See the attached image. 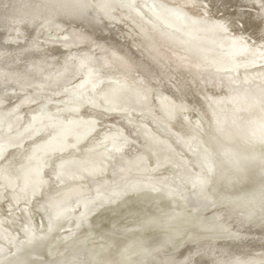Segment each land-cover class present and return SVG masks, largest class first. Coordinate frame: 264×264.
<instances>
[{"label": "bare ground", "instance_id": "bare-ground-1", "mask_svg": "<svg viewBox=\"0 0 264 264\" xmlns=\"http://www.w3.org/2000/svg\"><path fill=\"white\" fill-rule=\"evenodd\" d=\"M158 1L172 2L187 8L199 16L201 22L206 23L205 27H193L191 30L195 39L199 40L197 48L189 44H179L172 39L168 41L165 39L166 35L162 36L163 34L157 32L149 33L150 40L155 39L146 47L140 41L133 39L131 34L138 33L134 29L131 30V36L129 35L131 41L127 40L122 33V25L128 27L131 25V28L134 25L124 24L118 17L111 20L95 13L91 0H0V130L9 132L17 126L13 127V124L19 116L20 107L40 100L51 101L61 94L67 97L76 94L79 106L85 99V104L90 103L92 107L99 109L100 104L104 103L106 110L110 109L114 114L125 115L128 111L123 101L130 97L133 102L139 103L142 100L140 96L142 92L150 114L168 128L169 135L177 144L195 155L201 170H203L202 160L198 158L194 145H191V139H196L195 127L191 126L187 118L182 115V112L189 110V107L198 111L199 116L204 119L209 128V133H206L208 139L217 143V148L224 158L229 157L232 152L239 149L238 147H249L259 141L264 135L262 129L264 112L259 102V99L264 98V90H253L256 92L255 100L251 99L249 102L248 99L238 98V95V99H234L231 93L225 95L221 93L218 101L212 100L216 97L213 93L219 91V86L216 85L217 82L205 79L202 73H205L207 67L199 61L200 57L199 60L192 59V55L197 54L198 51L206 53L208 44L205 42L206 38L210 39V37L218 38L219 41L225 38L234 42L246 39L253 41L254 45L248 46L246 52L239 50L241 54L239 57H244L245 60L264 54V7H262L264 0ZM105 3L112 6V1ZM126 4L130 9L131 7L128 6L130 4ZM243 9L250 10L242 12ZM219 13L222 15L218 16ZM156 14L157 17L164 19L176 18L175 25L179 26L180 31L185 32L184 26L180 25L182 19L177 13H174L172 18H168L162 12ZM238 25L242 29H239ZM65 26L77 28L81 37L80 44L60 46L55 42L37 38L40 29L55 33ZM149 48L153 53L163 56L161 51L165 49L170 53L176 66L166 65L160 57H154L153 53H149ZM95 55L105 60L104 67L103 64L99 65L100 63L96 62ZM226 55L228 57L232 55L227 59H234L233 53ZM237 67L245 69L248 65L242 64ZM84 69L87 70L85 78L81 77L84 79L79 84L68 88L71 82L79 78ZM136 74L141 79L139 84L135 82ZM214 77H219V81H222L220 76ZM254 80L263 81L261 76H257ZM244 81L248 83V79ZM104 83L111 84L110 87L108 86L110 89L107 92L109 96L107 100L95 94ZM89 90L94 92L93 96ZM84 91L88 92L84 93ZM154 94H168L166 101L161 100L162 98L157 99L158 105L163 104L162 107L155 102ZM226 95H230L240 104L225 105L222 98ZM68 101L72 102L70 103L72 107L68 108L69 119L47 112L44 117L35 118L30 133L27 132L29 135L26 133L0 137V157L7 149L21 145L24 140L40 132H43L47 140L41 141V146L36 147V151L21 167L20 184L17 185L19 191L16 189L17 180H4L6 187L12 190L10 196L14 205L21 207L22 213L28 216L27 207L31 204L32 198L42 195L43 186L51 182L46 179L44 172L56 158H58L55 163L57 167H54L53 172L59 187L55 195L48 198L49 210L44 206L39 208L44 211L49 228H52L54 213L57 215L64 208L71 210L76 206L84 208L89 197L99 195L100 192L109 193L114 188L122 189L130 185L133 179L143 183L151 182L157 186L150 173L164 164L176 169L178 179L189 180L190 174L184 172L188 164L187 158L178 154L169 141L158 139L148 131L149 129L145 131L143 123L138 127L144 129L151 143L150 148L156 162L153 169H150L148 162H144L145 158L141 157L134 161L127 155L124 156L128 140L118 127L111 129L104 139L96 138L92 141L91 135L99 128V124L93 117L71 116L72 113L77 114L79 106L75 107L77 102H74L73 98H68ZM221 106H225L223 110L220 109ZM104 140L107 144L102 142ZM86 142L87 144L84 145ZM202 148L204 154L208 153L206 146ZM61 156L63 158L59 159ZM205 157L207 158L208 155ZM228 162L234 163L235 160ZM122 164L125 166L119 167ZM110 177L115 178L114 184L111 183ZM158 181L164 183L166 177H160ZM246 201L253 205L252 208L255 210L253 217L242 218L234 209V201L231 204L217 206L212 209L206 222L204 213L191 220L188 235L180 243L176 245L173 239L169 238L141 258L138 264H264V192L250 196ZM210 206L212 205H202L205 210ZM176 218H178L177 213H171L160 219L159 223L169 226L177 221ZM27 220H30L29 217L25 220V225L22 224V233L31 240L34 234L29 224L31 222L28 223ZM183 220L189 222L187 219ZM207 223L214 226L213 232L208 231L210 233L208 235L205 232ZM4 224L5 220L0 218V238L5 243H13L16 237ZM3 249L0 244V253H4ZM88 257L87 252L73 253L71 258L63 261L62 264H88Z\"/></svg>", "mask_w": 264, "mask_h": 264}, {"label": "rangeland", "instance_id": "rangeland-1", "mask_svg": "<svg viewBox=\"0 0 264 264\" xmlns=\"http://www.w3.org/2000/svg\"><path fill=\"white\" fill-rule=\"evenodd\" d=\"M106 1L109 3L112 1V6L106 5ZM126 3L130 4L128 5L131 7L130 9L126 7ZM91 5L95 13L103 17L111 18V20L118 17L123 20L124 24L134 25L133 28H131V25L130 27L122 25V33L127 40L131 41L130 36L132 35L135 41H140L146 47L152 44L153 39H155L151 37L153 39L150 40L149 33L154 34L157 32L161 35L163 34L162 36L166 35L165 39L168 41L172 39L179 44H189V46L197 48L199 40L195 39L191 30L193 27L201 28L206 25V23L204 24L203 21L201 22L198 19L199 16H196L187 8L172 2L165 3L158 0H91ZM247 10L250 9H243L242 12ZM157 12L166 14L168 18H172L173 14L177 13L180 16L179 18L182 19L180 25L184 26L185 32L180 31L178 29L179 26L175 25V22H177L176 18L175 20H169L157 17ZM169 13L172 15H169ZM221 15L219 13L218 16ZM133 29L138 33L131 34V30L134 31ZM239 29H242V27L240 26ZM208 37L210 36L208 35ZM37 38L42 41L55 42L60 46H75L81 42L77 28L71 26H65L61 31L59 30L55 33L54 31L40 29ZM157 42L159 43V41ZM205 44H208L206 45V53L198 51L199 54L198 52L193 54L192 59H200L199 61H202V65L207 67L205 73H202L205 79L208 81L212 80L214 83L217 82L216 85L218 84L219 86V91L213 93V96L216 97H213L212 100L218 101V96L221 93L224 95L231 93L230 95L234 96V99L240 97L248 99V102L251 99L254 101L256 92H253V90H264V54L260 57L258 56L259 58L256 56L246 60L244 57H239L241 55L239 50H245L246 52L248 46L254 45V42L249 39L234 42L227 38L219 41L218 38L210 37V39L206 38ZM231 51L234 56L232 60L227 59L232 55H229V57L226 55L232 54ZM234 51L236 52L235 54H238V58H236ZM148 52L153 53V50L149 48ZM161 54H164V56L156 53H153V56L160 57L166 65L176 66L169 52L163 49ZM95 60L100 63L99 65L103 64L102 66H105V60L100 56L95 55ZM242 64H246L248 67L245 69L236 68V66ZM221 70L224 71L222 72ZM85 73H87L86 69L82 71L79 78L68 85V88L79 84L85 78ZM214 76H220L222 81H219V77ZM257 76H261L263 81L256 82L254 79ZM134 77H136L135 82L139 84L141 79L138 78L137 74ZM201 78L202 76L199 77V79ZM247 79L248 83L246 84L244 80ZM110 85L104 83V86L98 88L95 94L99 95V98L101 95L102 98L107 100L109 97L107 92L110 89L108 86L110 87ZM87 92L84 91V93ZM89 93L92 96L94 95L92 90H89ZM143 94L141 92L142 100L139 103L136 102L137 104L130 97H125V101L128 102L123 101V104L129 112V114L127 112L125 115L114 114L110 109L106 110L104 103L100 104L99 109L98 107H92L90 103L85 104V99H83L84 103L82 102L79 106L77 105L78 97H76V94L70 97L69 95L67 97V95L61 94V96L52 98L51 101L40 100L39 102L20 107L18 110L19 116L13 124V127L17 126L9 132L4 129L0 130V137L30 133L35 118L37 116L44 117L47 112L69 119L70 117L67 118L69 115L68 108L69 106L72 107L70 105L72 102H69L68 98H73L74 102H77L75 107L79 106V109L77 114H71L70 112L71 116L73 115L77 118L93 117L99 124V128L91 135L92 141H95L96 138L104 139L111 129L118 127L128 140V147L124 156L127 155L134 161L141 157L145 158L144 162H148L150 169H153L156 166V162L150 148L151 143L145 132L149 129L148 131H151L158 139L169 141L178 154L187 158L188 164L185 166L184 172L190 174L189 180L178 179L176 169L169 164H164L150 173V177L155 180L157 186L151 182L143 183L133 179L134 181L130 185H126L122 189L114 188L109 193L100 192L99 195L89 197L84 204V208H80V206H76L72 210L64 208L57 215L53 212L52 228H49V222L44 215V211L39 208L44 206L46 210H49L48 198L53 197L57 187H59L54 177L56 175L53 172L54 167H57L55 163L58 158L52 160L44 172L46 179L48 178L51 182L43 186V189H41V192L42 190L44 191L42 195L32 198L31 204L27 207L28 216L22 213L21 207L14 205L10 196L12 190L6 187L4 182V180L9 179L17 180L15 182L16 189L19 191L21 167L26 164V160L29 159L30 155H33L36 147L41 146V141H47L43 132H40L32 138L24 140L21 145L7 149L0 157V194L2 196L0 218L5 220L4 226L16 237L13 243H5L0 238V244L4 248V253H0V264H62L63 261L69 260L73 253L81 252L89 254L88 264H138L141 258L152 252L155 247L162 245L169 238L173 239L172 241L176 245L180 243L188 235L190 223H192L190 221L204 213L206 222L217 206L231 204L234 201V209L242 218H251L255 215V210L252 208L253 205L251 202L246 201V198L264 192V135L251 146L238 147L239 149L232 152L229 157L224 158L217 148V143L211 141L210 138L208 139L206 133H209V128L204 119L199 116L198 111L189 107V110L182 112V115L187 118L188 123L194 126L197 131L194 132L196 139L192 137L191 145H194L198 158L202 160L203 170H201L197 165L195 155L177 144L174 138L169 135L168 128L150 114ZM170 95L169 97L172 96ZM230 95L222 98V102L225 105L237 106L240 104L237 103V100L234 101ZM167 97L168 94L153 95L157 105L158 98L166 101ZM259 102L261 110L264 112V98L259 99ZM252 104L255 106L254 103ZM160 105L162 107L163 104L158 106ZM103 107L104 109H102ZM224 107L221 106L220 109H224ZM42 109H45V111H42ZM129 119L131 121H128ZM141 123L144 124L145 131L142 127H138ZM262 129H264V126ZM102 142L104 143L105 140ZM86 144L87 142L84 145ZM202 146L207 147L208 153L204 154ZM206 155H208L207 158L205 157ZM62 158L61 156L59 159ZM228 160H235L236 163H229ZM125 164L119 165V167H124ZM164 176L166 177L164 183L157 182L158 178ZM110 179L111 183L114 184L115 178L110 177ZM201 204L212 206L205 210ZM16 210L18 211L16 212ZM171 213H177L178 215L177 221L173 222L174 224L164 226L160 224L161 222L159 223L160 219ZM28 217L30 220H27V222H31L29 224L34 234L31 240L27 239V235L25 236L22 233V228ZM183 219H187L189 222H185ZM7 221L8 223H6ZM213 230L214 226L211 223H207L206 235L212 233Z\"/></svg>", "mask_w": 264, "mask_h": 264}, {"label": "snow or ice", "instance_id": "snow-or-ice-1", "mask_svg": "<svg viewBox=\"0 0 264 264\" xmlns=\"http://www.w3.org/2000/svg\"><path fill=\"white\" fill-rule=\"evenodd\" d=\"M262 7H264V5H262Z\"/></svg>", "mask_w": 264, "mask_h": 264}]
</instances>
